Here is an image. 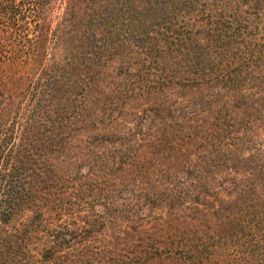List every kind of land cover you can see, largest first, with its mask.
Masks as SVG:
<instances>
[{"label":"trees","instance_id":"1","mask_svg":"<svg viewBox=\"0 0 264 264\" xmlns=\"http://www.w3.org/2000/svg\"><path fill=\"white\" fill-rule=\"evenodd\" d=\"M51 1L0 0V264H264V140L249 141L255 156L237 155L251 130L249 110L264 122L258 108L264 92L256 85L264 81V0H141L123 20L124 33L101 30L99 22L69 30L76 1L66 0L46 33ZM119 57L137 59L139 70L120 69L116 77L132 86L116 97L102 90L101 77ZM191 87L213 89L214 97L235 99L244 110L230 129L219 125L208 156L175 171L172 163L190 147L187 123L195 112L183 106L178 113L176 101L156 102L128 123L121 106ZM92 89L101 90L98 106ZM155 117L177 128L179 138L163 133V146L159 135L151 136ZM86 119L109 123L79 149L97 161L86 171L62 172L54 161L66 156ZM122 121V130L112 127ZM218 155L224 159L214 164ZM220 172L228 175L216 187L203 181ZM219 194L235 199L208 207ZM160 209L173 218L149 231L147 221ZM182 210L210 212L212 235L220 233L209 250L199 222L179 226Z\"/></svg>","mask_w":264,"mask_h":264},{"label":"rangeland","instance_id":"2","mask_svg":"<svg viewBox=\"0 0 264 264\" xmlns=\"http://www.w3.org/2000/svg\"><path fill=\"white\" fill-rule=\"evenodd\" d=\"M75 9L73 16L71 18V29L73 32L78 31H84V27H87L89 22H92V27L95 26V24H98V22L101 24V30L105 27H114L116 29L119 28L120 33L123 32V24L126 18L128 16V11L134 9L135 7L139 6V3L141 0H130V3H126L125 0H75ZM66 7V0H52L51 5L49 7V10L47 12L48 20L46 25V33L48 31V28L50 27L51 30H54L55 26L57 25L58 21L62 17L64 13V9ZM132 16V15H131ZM126 24V23H125ZM136 24V22L134 23ZM91 27V28H92ZM81 29V30H80ZM100 30L97 29L96 33H99ZM45 33V34H46ZM124 33V32H123ZM74 35V34H73ZM72 35V36H73ZM134 62V61H132ZM130 61H126L124 58H113L111 61L106 64V67L102 69V79H104V83L101 88L102 90H109L114 91V96L118 97L121 93L122 86H126L125 88H130L131 82L129 79H122L116 77V74L121 70H125L128 68V71H131L132 74H136V72L139 70L137 59L135 63H132ZM263 69L264 72V60H263ZM257 86L263 89L264 92V81L262 80V83H257ZM125 90V89H124ZM101 90L92 89L90 92L93 93L92 97H90V100H92V104H95L96 106L99 105V100H101V97L97 94ZM214 90L210 89L207 90L205 88L197 89V88H184V89H174V90H168L164 93L163 96H158L159 98L154 97H146L145 95L141 97H135L132 100H125L123 102V105L121 106V109L123 111L122 119L125 122H132L131 116L136 111L141 110L145 106H152L156 102L165 103L167 105H172L176 101L177 105H175V108H177L178 113H180L183 106H188L190 112H195V115L190 116L191 122H188V126L191 127L190 129V136L192 141L190 142V147L185 148V152L182 151V156L185 155V158L182 157V159L175 161L172 163V167L176 166L174 169L175 171L181 170V166H190L191 164H196L199 162L198 156L204 157L208 156L207 154L212 150L210 147L211 139L215 138L216 133L218 132L219 125L222 127L223 132L225 130H228L229 127H227L228 124H233L237 120V116L240 115L242 112V109H237L235 105H237L236 100L234 99V103L232 100H230L229 97L221 98L222 96H216L214 97ZM264 100V99H263ZM260 105H258L259 109L262 107L264 108V102H260ZM244 110V109H243ZM264 110V109H263ZM262 118H264V111ZM187 112V110H183ZM248 112V111H247ZM178 113L176 116H178ZM249 118L252 120L251 130L249 131V134H247L245 137L246 142L241 143L238 142V154L242 156H247L249 154H252L255 156L253 151L251 152L247 148H251L253 145L251 142L257 143L259 141L264 140V122L263 120L260 121L259 115L255 114L253 110H249ZM256 118H254V117ZM161 117H166L165 114H163ZM156 118V119H155ZM154 118V122L152 123V130L149 133L151 136H157L159 135L160 143L165 146L167 142H165L164 138L171 140H176L180 136V132L177 130V128H173L172 130L170 128H166L164 123L158 119L157 117ZM116 122L113 124V128L116 130H122L123 123L125 122ZM101 123L103 125L98 124ZM108 120H101L100 122L95 121L94 124L92 121H88L86 119V125L84 129L82 128L81 131L78 133L76 137L71 141L70 147L67 151V154L65 157H60L56 159L55 164L58 168L62 170V172H70L75 167H80L82 171L88 170L86 166H92L94 162L97 161V156L94 155L92 157L84 156L82 153L79 152V149H84V141L88 137L89 134L95 133L100 130H104V128H108ZM126 125V123H125ZM130 126V125H127ZM103 128V129H102ZM105 129V130H106ZM230 129V128H229ZM214 132V133H213ZM221 132V135L223 134ZM165 133V137L162 138L161 135ZM196 138V139H195ZM203 138V139H200ZM193 140H196L195 142H203L204 145H195L193 143ZM250 141V142H249ZM214 142V141H213ZM237 146V145H236ZM162 146H160L161 148ZM158 148L160 152L162 150ZM100 150V147L91 148V151L96 154L97 151ZM86 153V151H85ZM88 154V153H87ZM84 156V157H83ZM169 156V155H168ZM212 156V155H211ZM213 156V158H215ZM229 155L226 154V158L228 159ZM224 159L222 155H218V159L214 161V164H221L222 160ZM259 161V158H256ZM258 161H254L257 162ZM89 164V165H88ZM233 164L235 162L233 161ZM236 164L239 166V168L245 167V165L241 162H237ZM76 165V166H75ZM254 165V163L252 164ZM85 166L86 168H83ZM240 172V171H239ZM210 174H204L203 176L206 178L208 177L211 180L212 175ZM228 175L227 172H220L217 173L215 177V180L207 181L203 180L204 182H208L209 184L215 185L216 182L221 180L223 177H226ZM238 178L242 177L240 174L237 175ZM183 177V176H182ZM229 178H235V175L229 176ZM215 182V183H214ZM224 187L228 188L230 187V183L224 184ZM235 199V195L226 196L219 194L216 197L209 199L208 202H210L208 207H213V205H218L219 201H232ZM201 208V207H200ZM202 210V208L200 209ZM233 210H236L235 208ZM224 215V211L220 213V216ZM29 214H25L24 217L20 218V220H24L26 217H28ZM179 226H182L184 222L186 224H198L199 226L197 230L203 232V237L205 238L204 244L208 247L211 245V242H214L211 240V238H215V235H219L220 228L218 231H216V234L212 235L213 228L216 225L214 218L210 217V212L207 210L203 214H197L192 211L188 210H182V212L179 213ZM173 217L168 218V213L164 209L155 210L149 217L148 226L147 228L149 231H152V228H156L162 224L163 220H171ZM216 218V217H215ZM168 227H170V224H172L171 227H175L176 223L173 224V222L176 221H170ZM151 234L152 232H148ZM216 241V239H215ZM236 244H231V246L235 247ZM233 248V247H232ZM236 249L232 250V253L237 254ZM220 253V252H219ZM218 253V254H219ZM244 253H247L248 255H253L254 252L252 251H246ZM216 254V255H218ZM217 257V256H216ZM251 258V257H250ZM253 260V259H252ZM179 261L176 259H170V260H163V264H179Z\"/></svg>","mask_w":264,"mask_h":264}]
</instances>
